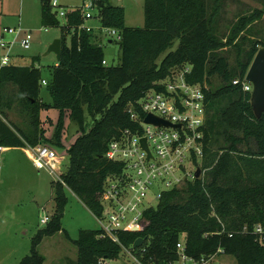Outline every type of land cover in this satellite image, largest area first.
<instances>
[{"label": "trees", "instance_id": "16d2710c", "mask_svg": "<svg viewBox=\"0 0 264 264\" xmlns=\"http://www.w3.org/2000/svg\"><path fill=\"white\" fill-rule=\"evenodd\" d=\"M102 27L120 33V61L103 64L102 46L92 32L73 31L83 22L80 8L69 11L61 36V57L52 66L47 89L51 103L40 94L42 72L35 65L0 66V148L63 146L64 117L77 124L78 136L66 149L67 166L60 181H53L54 208L50 220L31 239L29 254L18 264H43L38 245L44 237L62 233V218L69 189L96 217L101 216L105 179L122 170L123 163L106 157L109 141L121 130L136 126L126 108L136 105L172 69L191 67L189 83H206V122L201 163L203 175L181 188L165 191L158 204L143 212L141 228L118 231L117 241L101 236L100 229H81L73 240L77 258L72 264H99L131 250L141 264H165L177 256L176 244L184 235V250L192 257L211 258L219 253L237 264H264V245L252 232L264 222V112L257 118L251 92L244 91L248 68L264 41L240 35L264 12L241 16L228 34L218 31L223 0H144V24L130 27L122 6L94 0ZM41 23L58 26L48 0H41ZM72 31V32H71ZM67 34H70L67 42ZM243 34V33H242ZM178 41L175 49L174 42ZM236 50L232 65L223 50ZM219 84L212 86V77ZM238 79V84L233 81ZM47 83V82H46ZM18 106L27 119L20 128L9 112ZM56 108L59 116L51 137L42 127V110ZM91 118L87 130L86 118ZM142 238L140 247L133 248Z\"/></svg>", "mask_w": 264, "mask_h": 264}, {"label": "rangeland", "instance_id": "374dc122", "mask_svg": "<svg viewBox=\"0 0 264 264\" xmlns=\"http://www.w3.org/2000/svg\"><path fill=\"white\" fill-rule=\"evenodd\" d=\"M90 0H58L61 4L56 7L57 11L64 9H76L83 7L84 3ZM115 6H122L125 11V22L130 27H140L144 24V0H110ZM262 5L258 0H223L218 19V31L220 34H228L232 24L241 16L249 15ZM4 12H11L4 19L0 16V35L5 27L22 28L31 33V43L28 49H21L15 44L11 51L14 55V62L20 65H30L34 57H38L35 63L41 69L42 79L47 83H41L40 94L43 102L51 103V96L47 84L51 80L52 66L58 62L56 54L45 52L54 39L61 38L65 17L57 16L60 24L58 26L43 25L41 23V0H23V7L20 13L21 0H0ZM53 9L52 12H55ZM95 10V9H94ZM13 12V13H12ZM93 25L95 43L102 46L104 61L106 65L116 66L120 61V37L119 34L112 35L103 28L96 18L88 19ZM248 29L240 35H248L250 31L254 38L264 41V12L260 18L251 22ZM72 32V31H71ZM23 35L19 36L21 39ZM13 35H3V40L8 41ZM70 34H67L69 42ZM111 39V41H109ZM174 42L172 49L178 45ZM5 54V49L0 46V61ZM223 54L229 59L230 64L235 63L236 50L227 47ZM219 77H212L211 84H219ZM10 120L20 128L27 126V119L15 106L9 112ZM59 111L56 108L42 110V127L45 129V136L51 137L55 130ZM87 130L91 126V118H86ZM78 127L68 116L64 117V129L62 133L63 146H50L55 152L63 157L62 173L67 166L68 156L66 149L78 136ZM52 176L46 169H37L25 153L19 148H7L6 152H0V264H18L21 259L29 254L31 239L37 230L43 228L40 219L43 215H51L54 208V187ZM164 188L161 182L151 186L156 193ZM68 199L62 226L67 231L68 238L60 233L45 238L39 246V253L44 256L43 264H72L77 258V248L73 240L78 237L81 229H99L100 225L92 212L75 196L69 189L66 190ZM101 264H140L131 250L123 249L116 259L104 260ZM209 264H237L232 256L223 253L215 255Z\"/></svg>", "mask_w": 264, "mask_h": 264}, {"label": "built area", "instance_id": "2783aa9c", "mask_svg": "<svg viewBox=\"0 0 264 264\" xmlns=\"http://www.w3.org/2000/svg\"><path fill=\"white\" fill-rule=\"evenodd\" d=\"M48 3L51 11L61 5L58 0H48ZM80 9L83 22L73 27V31L92 32L93 26L87 21L91 18L99 21L96 2L90 0ZM69 11L56 9L53 13L56 17H66ZM103 28L112 35L119 34L120 37L117 29ZM5 34L13 35V38L5 41ZM21 34L23 36L19 39ZM31 39L30 31L20 27H5L0 35V46L6 49V54L1 57L0 66L10 64L11 49L15 44L21 49H28ZM103 64H106L104 60ZM190 70L189 65L172 69L166 78L158 81L163 89L148 90L136 105L129 104L126 108L136 126L121 130L107 146V159L121 162L123 167L119 173L108 176L103 183L100 199L103 210L101 216H95L100 225L101 236H108L117 241L118 231L139 230L144 210L156 206L165 191L181 188L197 178L195 172L198 168L201 169L203 157L207 117L204 91L208 89V85L187 82L185 75L189 74ZM239 82L236 79L233 84ZM41 83L46 84V81L41 79ZM241 86L244 91H252V84L247 82L245 77ZM147 115L167 121L169 125L147 123ZM142 139L146 140L147 149L143 146ZM23 149L37 169L48 170L55 177V181L62 182L60 169L63 166V157L53 148L38 145ZM156 182H161L164 188L154 193L151 186ZM49 220L50 215H43L40 222L46 225ZM252 232L256 240L264 245V222L256 223ZM183 241L184 235L176 244V258L165 264H209L214 257L189 256L184 250Z\"/></svg>", "mask_w": 264, "mask_h": 264}, {"label": "water", "instance_id": "95a60500", "mask_svg": "<svg viewBox=\"0 0 264 264\" xmlns=\"http://www.w3.org/2000/svg\"><path fill=\"white\" fill-rule=\"evenodd\" d=\"M53 52L56 54L57 60L61 57V39H54L47 48L45 55ZM245 80L252 84L251 91V107L257 118H260L264 112V46L260 47L256 52L248 71L245 75ZM147 123H155L158 125H169L167 121L159 119L153 115H147L145 118ZM143 146L147 149L146 140L142 139ZM201 169L198 168L195 172V177H200ZM136 231V230H135ZM143 243L142 238L136 239L133 248L140 247Z\"/></svg>", "mask_w": 264, "mask_h": 264}, {"label": "crops", "instance_id": "0c3cea01", "mask_svg": "<svg viewBox=\"0 0 264 264\" xmlns=\"http://www.w3.org/2000/svg\"><path fill=\"white\" fill-rule=\"evenodd\" d=\"M1 2H4V0H1ZM22 7H23V0H21V8H20V13H21V11H22ZM8 13H11V12H4V10H3V8H1V14H0V16H1V18L2 19H4V17L6 16H9L10 14H8ZM13 13V12H12ZM87 23H88V21H87ZM89 25H92L91 23H88ZM93 26V25H92ZM93 34V33H92ZM93 36H94V34H93ZM109 41H111V39L109 40ZM94 42H95V38H94ZM5 54H6V49H5ZM4 54V55H5ZM14 55L12 54L11 55V62H10V64H16V65H20V64H18V63H16V62H14ZM56 65H57V63H56ZM10 117V116H9ZM7 148L8 147H2V148H0V152H6L7 151ZM21 151H23L24 152V149L23 148H19ZM26 155V154H25ZM27 156V155H26ZM29 160H30V158L29 157H27ZM31 161V160H30ZM32 162V161H31ZM76 196V195H75ZM48 237V236H47ZM47 237H44L43 238V240L45 239V238H47ZM42 240V241H43ZM42 243V242H41ZM40 243V244H41ZM40 244L38 245V247L37 248H39V246H40ZM39 250V249H38Z\"/></svg>", "mask_w": 264, "mask_h": 264}]
</instances>
